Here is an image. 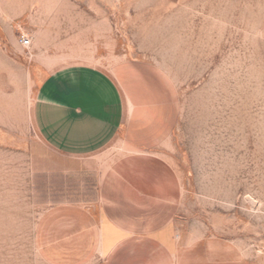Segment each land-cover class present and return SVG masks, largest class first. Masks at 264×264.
Instances as JSON below:
<instances>
[{
  "label": "rangeland",
  "instance_id": "obj_1",
  "mask_svg": "<svg viewBox=\"0 0 264 264\" xmlns=\"http://www.w3.org/2000/svg\"><path fill=\"white\" fill-rule=\"evenodd\" d=\"M122 62L126 81L172 98L165 153L189 216L230 217L264 264V0H0V264H45L39 202L96 197L94 176L84 189L83 175L39 171L65 161L35 127L40 84L63 63Z\"/></svg>",
  "mask_w": 264,
  "mask_h": 264
},
{
  "label": "crops",
  "instance_id": "obj_2",
  "mask_svg": "<svg viewBox=\"0 0 264 264\" xmlns=\"http://www.w3.org/2000/svg\"><path fill=\"white\" fill-rule=\"evenodd\" d=\"M120 65L63 63L37 90L36 130L65 159L39 171L83 175L75 183L84 189L89 177L96 183L94 200L39 202L40 257L45 264H259L231 232L230 217L226 228L189 216L185 176L165 153L172 98L126 81Z\"/></svg>",
  "mask_w": 264,
  "mask_h": 264
},
{
  "label": "built area",
  "instance_id": "obj_3",
  "mask_svg": "<svg viewBox=\"0 0 264 264\" xmlns=\"http://www.w3.org/2000/svg\"><path fill=\"white\" fill-rule=\"evenodd\" d=\"M22 45L25 49L31 48V40L29 38L23 37L22 38Z\"/></svg>",
  "mask_w": 264,
  "mask_h": 264
}]
</instances>
